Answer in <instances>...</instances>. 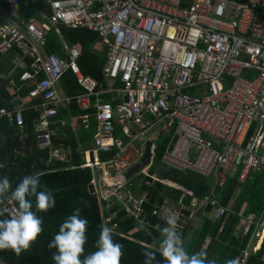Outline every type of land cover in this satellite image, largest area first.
Instances as JSON below:
<instances>
[{"label": "built area", "instance_id": "2783aa9c", "mask_svg": "<svg viewBox=\"0 0 264 264\" xmlns=\"http://www.w3.org/2000/svg\"><path fill=\"white\" fill-rule=\"evenodd\" d=\"M49 7L51 14L28 19L0 8V56L14 55L7 89L17 96L29 88L33 101L13 111L0 108V120L23 132L24 114L37 113V150L48 152L46 165H64L67 151L53 142L65 136L63 114L73 107L88 111L80 125L88 129L93 117L97 132L80 153V169L90 172L88 185L103 224L113 232L120 213L148 234L160 232L169 210L178 217V232L194 223L200 210L210 208L213 220L230 214L232 208L212 195L185 204L181 186L149 173L157 158L153 135H169L160 158L167 169L194 172L220 186L237 172L244 182L252 172L264 171V0H51ZM59 24L99 36L92 49L106 54L105 83L82 74L80 49L65 42ZM52 30L60 56L47 51ZM67 71L81 93L61 92ZM6 77L0 72V79ZM147 144V163L127 177L142 162ZM139 176L145 180H136ZM155 183L181 195L146 209L153 196L148 188ZM243 213L242 231L252 229L254 243L239 256L240 264L264 241L263 215L256 220Z\"/></svg>", "mask_w": 264, "mask_h": 264}, {"label": "trees", "instance_id": "16d2710c", "mask_svg": "<svg viewBox=\"0 0 264 264\" xmlns=\"http://www.w3.org/2000/svg\"><path fill=\"white\" fill-rule=\"evenodd\" d=\"M50 1L0 0V8L10 12L16 11L23 19H28L31 16L39 17L40 12L51 14ZM59 29L66 43L76 45L80 49L78 66L82 74L91 77L99 84L105 83L103 69L106 65V54L92 49V46L100 40L99 36L85 28L73 29L63 26V24H59ZM57 36L55 30L49 33L47 51L60 56ZM13 56V53L0 56V72L7 74L5 80L0 79V108H7L10 111H13L19 103H24L26 106L33 103L28 98L29 88L23 89L17 96H13L7 89L11 77L9 72L13 67ZM22 72L18 69L17 75ZM60 86L66 95L82 92L70 71L64 74ZM16 97H19L20 100L15 102ZM86 114L88 111H80L76 107L68 109L63 114V117L71 116L72 123L79 126L75 131L73 125L69 123L65 130L66 137L53 140L55 145H62L68 152L67 163L64 165L55 162L46 165L48 152L37 150L33 126V122L38 116L37 113L27 111L24 114L25 128L23 132L17 131L15 125L9 123L7 119L0 120V164L4 165L0 168V178L7 176L15 188L25 175L38 174L41 185L45 186L56 200L54 208L47 212L37 213L43 220V232L32 244L31 249L23 252L20 257L9 250L0 251L1 262L8 264H54L52 256L56 249H49L48 243L58 233L61 223L76 208H80L82 210L81 217L88 220L86 233L88 241L84 246L85 254L96 250L94 243L99 236L103 221L97 198L87 190L90 172L80 169L82 159L78 153V145L84 146L90 142L97 132L94 122H91L86 130L80 126V117ZM168 140L169 137H166L157 142L155 161L159 164H161L160 158ZM16 150L18 151L16 152ZM166 177L185 190V204L190 202L193 197L202 198L205 195H212L214 198H219L224 207L231 206L232 208L230 214L218 220L209 218L210 208L198 212L197 217L202 224L201 229H195V224L192 223L180 232L186 241L190 237L191 231H194L186 246L189 253L206 250L210 260L215 261L216 264H225V261L239 257L244 250L248 249L247 245L252 237V229L244 234L239 229L241 219L238 215L243 209V217L253 215L257 220L262 212L264 213V171L252 172L244 182H240L238 174H236L229 177L223 186L218 185L217 182L214 183L211 178L203 177L194 172L182 173L168 169ZM152 189L155 197H158V190L163 191L166 196L173 200H177L181 195L179 191L161 184H156ZM2 206L4 204L0 205V208ZM147 207L151 209L152 205H147ZM3 218L0 217V219ZM156 221V219L152 220V222ZM116 222L118 227L113 232V240L123 245L124 253L120 264H144L142 250L148 245H152L153 250L159 253L160 232L154 231L152 234L143 232L134 219H124L123 213L119 214ZM263 256L264 241L257 251L252 252L246 264H264ZM157 260H160L158 254Z\"/></svg>", "mask_w": 264, "mask_h": 264}, {"label": "clouds", "instance_id": "9594fccd", "mask_svg": "<svg viewBox=\"0 0 264 264\" xmlns=\"http://www.w3.org/2000/svg\"><path fill=\"white\" fill-rule=\"evenodd\" d=\"M2 167L4 165L0 164ZM3 204H12L15 208H0V217H4L0 219V251L9 250L20 257L31 249L43 232V220L37 213L54 208L56 200L41 185L38 174L25 175L15 188L4 176L0 178V205ZM81 211L76 208L66 217L58 233L49 241L48 248L56 249L52 256L54 264H120L123 245L113 240V228L107 224L100 226L94 243L96 250L85 254L88 220L81 217ZM164 220L165 226L160 229L159 253L153 250L152 245L146 246L142 250L144 264H216L209 259L206 250L189 253L182 234L177 231L178 217L175 212L169 210ZM157 254L160 260H157ZM225 264H240V259H229Z\"/></svg>", "mask_w": 264, "mask_h": 264}, {"label": "crops", "instance_id": "0c3cea01", "mask_svg": "<svg viewBox=\"0 0 264 264\" xmlns=\"http://www.w3.org/2000/svg\"><path fill=\"white\" fill-rule=\"evenodd\" d=\"M61 87V86H60ZM61 89V88H60ZM61 92H63L62 91V89H61ZM63 94H65L64 92H63ZM66 120H67V122H68V124L70 123L71 125H73V127H74V129H75V131H76V129H77V127H79L76 123H72L73 122V120H72V117L71 116H66ZM91 122H94V119H93V117H90V119H89V125H90V123ZM95 123V122H94ZM81 126V125H80ZM95 127H97V126H95ZM66 130V129H65ZM64 130V137H62V138H65L66 137V131ZM85 130V129H84ZM163 131V128L162 127H160V131ZM75 131H74V133H75ZM118 131H119V129H117V133H118ZM60 133H61V135H63V130H61L60 131ZM61 137V136H60ZM116 137H118V135H116ZM166 137H169V135H165V136H160V137H157V132L153 135V141H155V143L157 144V142L160 140V139H164V138H166ZM59 138V137H58ZM57 145H60V144H57ZM61 147H63L62 145H60ZM90 147V142H87L84 146H82L81 144L80 145H78V153L80 154V153H82L85 149H87V148H89ZM64 149H65V147H64ZM66 150V149H65ZM18 150H16V152H17ZM67 151V150H66ZM20 152V151H19ZM67 154H68V152H67ZM81 156V155H80ZM148 160V159H147ZM143 166V165H142ZM149 173L150 174H152V175H155V176H158L159 178H162V179H166V180H169L170 181V179H168L166 176H167V173H168V169L163 165V164H159V163H157L156 161H155V163L153 164V167L149 170ZM236 174H238V172L236 173ZM235 174V175H236ZM136 180H139V181H144L145 180V177L144 176H139L138 178H135ZM213 181H214V183H216V180L215 179H213ZM171 182V181H170ZM173 183V182H172ZM156 184H161V183H155V185ZM175 184V183H174ZM155 185L153 186V188L155 187ZM162 185V184H161ZM177 185V184H176ZM163 186H165V185H163ZM179 186V185H178ZM165 187H167V186H165ZM148 189H150L151 191L153 190L152 188H148ZM155 191V190H154ZM156 191H157V189H156ZM156 193V192H155ZM157 194H158V197H155L154 196V194H153V196L151 197V203H147L146 205H152V208L154 207V205H153V203L155 202V203H161V202H163L164 201V199L165 198H168V199H171V200H173L172 198H170V197H168V196H166V194L163 192V191H157ZM160 197H163V199H160ZM228 207H230L231 208V206H228ZM148 208V207H147ZM151 208V209H152ZM149 209V208H148ZM151 209H149V210H151ZM261 215H263L264 216V213L262 212V214ZM194 228L195 229H198V230H200L201 229V227H202V224H201V222H199V218H197V220L194 222ZM137 226H138V224H137ZM139 227V226H138ZM140 228V227H139ZM140 229H142V228H140ZM239 229L240 230H242V224H241V221H240V224H239ZM143 230V232H144V229H142ZM243 232V231H242ZM194 234V231H191V235H190V237H188L187 239H186V241H185V243H186V246H187V244H188V240H190L191 239V237H192V235ZM254 243V241H253V238L251 237V239L249 240V242H248V245L247 246H250V245H252Z\"/></svg>", "mask_w": 264, "mask_h": 264}, {"label": "water", "instance_id": "95a60500", "mask_svg": "<svg viewBox=\"0 0 264 264\" xmlns=\"http://www.w3.org/2000/svg\"><path fill=\"white\" fill-rule=\"evenodd\" d=\"M148 146H149V144L146 145V150H145V154H144V158H143L142 162H141L139 165L134 166V167L128 172L127 177H128V176H131L132 174H134L135 172H137V171L139 170V168H140L142 165H144V164L147 163V159H148V152H147V151H148ZM87 190H88L89 193H91V194L93 193V187H92L91 185H88V186H87ZM0 264H8V263L1 262V261H0Z\"/></svg>", "mask_w": 264, "mask_h": 264}]
</instances>
